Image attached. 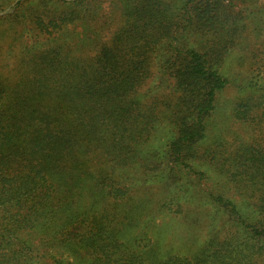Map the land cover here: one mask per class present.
<instances>
[{
    "label": "trees",
    "instance_id": "trees-1",
    "mask_svg": "<svg viewBox=\"0 0 264 264\" xmlns=\"http://www.w3.org/2000/svg\"><path fill=\"white\" fill-rule=\"evenodd\" d=\"M39 4L36 30L27 35L33 42L22 48L15 76L0 75V264H255L254 254L264 258V144L234 136L200 153L216 96L229 84L226 65L233 54L249 52L248 40L258 42L250 60L264 78V0ZM104 4L110 15L117 5L109 39L105 25L113 16H105ZM194 33L204 45L186 43ZM154 72L162 93L144 94ZM251 83L233 117L264 134V83ZM161 126L163 144L155 137ZM199 161L214 166L247 201L205 196L244 236L245 249L223 257L220 248L209 253L210 243L189 260L161 263L153 247L136 254L124 243L135 239L119 228L130 233L144 207L163 209L174 200L177 173L202 179L194 166ZM154 181L157 194L136 196L137 184Z\"/></svg>",
    "mask_w": 264,
    "mask_h": 264
},
{
    "label": "rangeland",
    "instance_id": "rangeland-1",
    "mask_svg": "<svg viewBox=\"0 0 264 264\" xmlns=\"http://www.w3.org/2000/svg\"><path fill=\"white\" fill-rule=\"evenodd\" d=\"M21 1L23 0H1L0 2V75L10 79L15 76V68L18 66L22 48L33 42L27 35L29 31L32 32V29L36 30L34 21L42 13V4H39V0H27L19 11H14L17 2ZM116 6H114L113 15H110L111 9L104 4L103 13L105 16H113L112 20L109 21L108 19L105 25L104 39H109L111 34L109 31L114 30L117 26ZM113 22L114 24H112ZM248 32L249 34L250 32L255 33L254 27L251 26ZM186 43L199 46L204 45L205 41L194 33L191 38L187 39ZM248 43L247 50L249 52H244L241 58H238L239 55L233 54L226 65L229 84L224 91L216 96V108L209 120L210 125L206 129L207 139L201 148V154L209 148L213 149L219 142L231 141L234 136L240 142L245 143L253 137H257L259 140L257 143L264 144V134L252 132L250 125L240 123L233 117V108L237 99L250 92L249 83L251 81V84L255 82L264 83L262 74H259L261 72L259 70L260 64L250 60L251 56L258 51V42L248 40ZM163 88H160L158 74L154 72V76L147 81L142 91L145 94L149 89L150 94L158 95L162 93ZM155 137L157 143L163 144L164 126L155 132ZM194 166L204 174L202 179L199 176L188 174L187 171L177 173L179 190L172 189L174 200L169 202L167 200L163 209L161 207L153 208V206L152 208L150 206L144 207L143 209L146 208L145 214L135 222L130 233L126 229L119 228L123 236L135 239L131 245L124 243L126 246H130L136 254H144L145 251L153 247L155 256L161 263L169 259L189 260L210 243L212 250L209 253L212 254L220 248L219 252L223 257H226L229 249L232 252L231 257L235 252L245 249L244 236L235 234L234 229L225 224L223 216L214 212L211 206L207 204L205 196L207 193L213 192V194L230 198L238 205H246L247 201L237 194L233 184L214 170V166L203 161L194 163ZM134 174V178L140 177L139 173L135 172ZM141 179L144 180L145 177H141ZM158 186H160L159 182L154 181L149 186L137 184L133 190H137V197H150L157 194ZM179 209L181 210L180 213H178ZM137 222L139 223L136 228ZM143 228L146 236L141 234ZM232 234L234 239L231 237ZM133 236H137V238H132ZM48 252L55 254L58 258L72 261L71 257L61 250H54L50 247ZM253 259L255 264H264L262 254H254ZM223 260L230 262L228 258H223Z\"/></svg>",
    "mask_w": 264,
    "mask_h": 264
}]
</instances>
